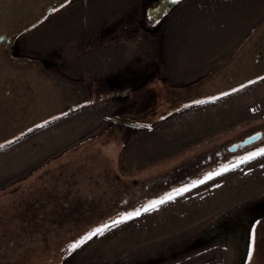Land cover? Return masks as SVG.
I'll return each instance as SVG.
<instances>
[{"label": "rangeland", "instance_id": "374dc122", "mask_svg": "<svg viewBox=\"0 0 264 264\" xmlns=\"http://www.w3.org/2000/svg\"><path fill=\"white\" fill-rule=\"evenodd\" d=\"M129 1L76 2L67 9V15L52 14L31 30L24 46L29 52L44 53L60 43V26H75L80 33L98 26ZM177 11L167 26L165 73L174 85H191L183 101L187 109L154 125L126 150H121L120 136L103 129L110 114L107 105L78 109L53 119L35 106L27 114V120L32 118L30 131H25L27 125L13 126L21 133L0 147L1 260L16 254L28 259L29 264H60L67 255L70 264H76L77 255L86 246L79 258L83 264H127L194 233L236 203L264 194V156H260L198 184L154 210L111 227L87 240L78 250H72L73 254L69 251V246L89 230L110 224L113 219L171 193L173 184L191 175V182L203 179L208 173L264 148V69L250 74V78L262 75L247 81L253 83L228 91L227 95L221 92L226 83L230 85L228 75L233 85L244 78L238 74L239 63L249 56V47L244 45L245 41L236 45V40L250 26L249 32H254L248 38L264 29L256 26L258 22L264 23V0H190ZM172 26L179 49L187 57L186 62L180 57L176 70L186 76L190 72L189 78L174 80L169 74V66L175 62L169 51ZM120 50L122 47L113 45L92 48L75 59L71 74L84 79L103 74L114 68L122 56ZM221 51L226 52L222 59L218 55ZM132 54V48H127V56ZM248 63L251 64L250 59ZM8 65L0 62V71ZM210 68L213 69L209 71ZM33 94V98L39 97L38 92ZM213 97L216 99H210ZM197 101L202 103L194 106ZM24 113L21 111L20 120ZM40 121L43 123L38 124ZM101 122L104 126L99 132L92 130ZM255 134L258 140L251 145L233 148ZM118 156L121 164L117 167ZM184 157H191V161L172 170ZM112 163L118 169L114 170ZM142 172L147 174L141 176ZM133 177L143 186H132ZM119 198L134 203L121 212H112L105 223L89 224L101 209ZM42 252L47 258H42ZM229 256V250L215 245L167 264H225ZM248 263L249 256L245 261Z\"/></svg>", "mask_w": 264, "mask_h": 264}, {"label": "flooded vegetation", "instance_id": "af4514ba", "mask_svg": "<svg viewBox=\"0 0 264 264\" xmlns=\"http://www.w3.org/2000/svg\"><path fill=\"white\" fill-rule=\"evenodd\" d=\"M80 1L85 0H0V62L9 64L0 71V145L7 144L21 133L13 128L15 125H27L25 131L31 130L32 118L27 120V114L35 106L45 111L48 119L95 105L110 106L106 126L101 122L92 130L99 132L104 126V130L113 131L114 136L122 138L121 150L162 120L187 109L188 105L183 101L191 85L177 86L169 82L165 73L167 51L164 45L167 26L171 25L177 10L190 0H130L125 8L119 9L98 26L88 27L80 33L75 26H60V43L44 53H33L26 49L25 37L31 30L52 14L67 15V9ZM256 26H264V23H257ZM255 42L248 58L252 68L257 70L264 68V29ZM108 45L122 47V56L114 68L85 79L71 74L70 66L77 57L92 48ZM127 48H132L130 57L127 56ZM35 92L39 93V97L33 98ZM21 111L25 112L23 120H20ZM216 156L220 158L218 153ZM120 158L118 156L116 160L117 167L121 164ZM187 161L190 162L191 157H184L171 169L177 170ZM113 164V169H118ZM145 174L142 172L141 176ZM115 176L120 180L119 175ZM191 176L184 179L185 182L170 187L178 189L190 183ZM132 182V186H143L137 178L133 177ZM41 201L43 203V199ZM131 203L125 198L114 200L88 222L93 226L105 223L113 213L123 211L125 206H132L134 202ZM28 211L32 214V209ZM263 219L253 227L252 256L248 264H264ZM8 242L13 244L11 239ZM85 248L83 246L77 255L76 264H83L79 258ZM41 256L47 258L45 252ZM65 257L60 264H70L68 257ZM2 259L0 264L30 263L22 255L16 254Z\"/></svg>", "mask_w": 264, "mask_h": 264}, {"label": "water", "instance_id": "95a60500", "mask_svg": "<svg viewBox=\"0 0 264 264\" xmlns=\"http://www.w3.org/2000/svg\"><path fill=\"white\" fill-rule=\"evenodd\" d=\"M258 135L247 137L234 149L255 142ZM264 217V194L247 198L227 208L194 233L135 258L127 264H167L211 246H222L230 256L225 264H245L251 247V233Z\"/></svg>", "mask_w": 264, "mask_h": 264}, {"label": "snow or ice", "instance_id": "6c2138e0", "mask_svg": "<svg viewBox=\"0 0 264 264\" xmlns=\"http://www.w3.org/2000/svg\"><path fill=\"white\" fill-rule=\"evenodd\" d=\"M249 83H253V81H249ZM233 91H236V89H233ZM224 95H227V93H225ZM212 99H216V98L213 97ZM197 103H202V101H197ZM0 147H2V145H0ZM260 156H264V148L248 153L246 156L239 158L236 161V163H233L229 166H222L219 169V171L208 173L206 176H204L203 179L193 181L191 183H187L178 189H174L171 193L165 194L160 199L153 200V201L149 202L148 204L144 205L142 208H138L133 212L125 213V214L119 216V218L113 219L110 224L109 223L102 224L101 226L90 231L87 235H85L80 240L72 243L69 246V251H72V250L79 248L82 244H84L87 240H91L94 236L102 235L106 230L110 229L111 227H114V226H116V225H118L124 221L130 220L133 217L140 216L142 214V212H148V211L154 210V209L158 208L160 205H162V204H164L170 200H173L176 196H179L185 192H188L191 188L197 187L198 184H203L207 180L212 179L214 176L221 175L224 172H227V171H230L234 168L239 167L240 164L247 163V162H249V161H251L257 157H260ZM248 256H249V258H251V256H252L251 249L248 253Z\"/></svg>", "mask_w": 264, "mask_h": 264}, {"label": "crops", "instance_id": "0c3cea01", "mask_svg": "<svg viewBox=\"0 0 264 264\" xmlns=\"http://www.w3.org/2000/svg\"><path fill=\"white\" fill-rule=\"evenodd\" d=\"M110 8V11L108 12L109 14H111L112 13V8L111 7H109ZM108 14V15H109ZM111 16V15H110ZM103 21V20H102ZM258 24H259V22H258ZM173 28V29H172ZM172 28L170 27V31H172V36H173V38L172 39H169V47H170V53H171V56H175V62H173V64L171 65V67L169 66V74H170V76L171 77H173V79L174 80H180V79H182V77H190V76H192V74L189 72L188 73V75L186 76L185 74H180V73H178L177 72V70H176V65H177V63H179L181 60H179V59H181L180 57H182V59L184 60V62H186L187 61V57H186V54L183 52V51H181L180 49H179V45H178V43H177V40H176V38H174L175 37V32H176V29H175V26H172ZM251 30V26L248 28V29H245L244 31H242L241 32V34L239 35V37H238V39L236 40V45H238V44H241V42H243V41H245V42H247L246 44H244L245 42H243V44L246 46V47H249V55H250V49H251V47L254 45V43H256L255 41H256V38H257V35H251L252 37L251 38H248V35L249 34H251V32L253 33L254 31H251V32H249ZM247 34V35H246ZM242 44V45H243ZM183 49L185 50V44L183 45ZM226 54V52L223 54V52L221 51L220 53H218V55L220 56L219 58H223V57H221V56H223V55H225ZM243 52H241V55L243 56ZM183 55H184V57H183ZM248 57H246V58H241L240 59V61H241V63H239V65H241V67L240 66H237L239 69H240V72L238 73L239 75H241L242 77H244L243 79H242V81L240 82V84H236V85H233L232 84V77L230 76V75H228V78H227V82H230V85L229 84H227L226 83V85H225V88H224V91H221L222 92V94H224V93H226V92H228V91H233V89H240L241 87H243V86H245L246 84H248L249 82H247L248 80H254V79H256V78H258V77H260V76H262V75H258V76H252V78H250V74H252V73H254V72H257L258 70H263L264 68L262 67L261 69H255V68H252V66H251V64H249L248 63ZM246 60V61H245ZM119 61V60H118ZM117 61V62H118ZM223 61V60H222ZM221 61V62H222ZM244 62V63H243ZM243 63V64H242ZM169 64H171V63H169ZM223 66V65H222ZM216 67H218V65L216 66ZM220 67H218L217 69H219ZM211 69H213V68H210V70L209 71H211ZM217 71V70H216ZM168 74V75H169ZM237 74V75H238ZM263 75H264V70H263ZM219 76V75H218ZM223 76H225V74L224 73H221V77H223ZM221 77H219V78H221ZM242 77H238L239 79L240 78H242ZM224 78V77H223ZM225 81V80H224ZM218 94H220L219 96H221V93H218ZM217 97V96H216ZM208 100H210V99H212V98H207ZM190 99H188V101H189ZM193 102H195V101H193ZM192 103V102H191ZM206 103V102H205ZM197 104H201V103H195V104H193L194 106H197ZM199 107H201V106H199Z\"/></svg>", "mask_w": 264, "mask_h": 264}]
</instances>
